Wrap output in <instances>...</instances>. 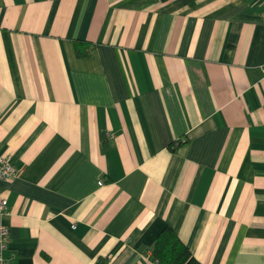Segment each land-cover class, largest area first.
Segmentation results:
<instances>
[{
	"label": "crops",
	"instance_id": "obj_1",
	"mask_svg": "<svg viewBox=\"0 0 264 264\" xmlns=\"http://www.w3.org/2000/svg\"><path fill=\"white\" fill-rule=\"evenodd\" d=\"M263 65L264 0H0L10 264H264Z\"/></svg>",
	"mask_w": 264,
	"mask_h": 264
},
{
	"label": "trees",
	"instance_id": "obj_2",
	"mask_svg": "<svg viewBox=\"0 0 264 264\" xmlns=\"http://www.w3.org/2000/svg\"><path fill=\"white\" fill-rule=\"evenodd\" d=\"M120 243L115 244L110 255L119 248ZM150 259L156 264H204L191 253L176 231L168 224L156 235L150 249Z\"/></svg>",
	"mask_w": 264,
	"mask_h": 264
},
{
	"label": "built area",
	"instance_id": "obj_3",
	"mask_svg": "<svg viewBox=\"0 0 264 264\" xmlns=\"http://www.w3.org/2000/svg\"><path fill=\"white\" fill-rule=\"evenodd\" d=\"M264 70V65H263ZM18 169L10 161L9 154L0 155V180L15 176ZM103 182L101 179L98 181ZM8 213V200L4 196H0V216ZM9 248V230L8 226L0 221V264H10L13 255L7 254L6 250Z\"/></svg>",
	"mask_w": 264,
	"mask_h": 264
}]
</instances>
